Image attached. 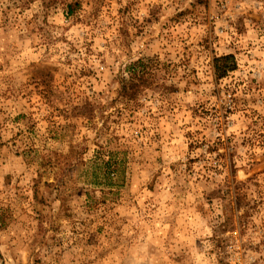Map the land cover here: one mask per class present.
Listing matches in <instances>:
<instances>
[{"label": "rangeland", "instance_id": "374dc122", "mask_svg": "<svg viewBox=\"0 0 264 264\" xmlns=\"http://www.w3.org/2000/svg\"><path fill=\"white\" fill-rule=\"evenodd\" d=\"M0 264H264V0H0Z\"/></svg>", "mask_w": 264, "mask_h": 264}, {"label": "trees", "instance_id": "16d2710c", "mask_svg": "<svg viewBox=\"0 0 264 264\" xmlns=\"http://www.w3.org/2000/svg\"><path fill=\"white\" fill-rule=\"evenodd\" d=\"M235 69V61L232 56L222 57L215 62V71L218 78L225 77L229 72ZM138 82V83H137ZM140 77L138 79H131L123 85L124 96L128 99H135L140 91Z\"/></svg>", "mask_w": 264, "mask_h": 264}]
</instances>
